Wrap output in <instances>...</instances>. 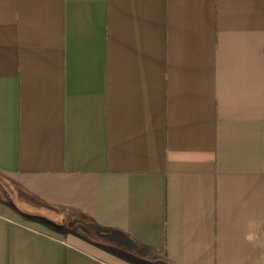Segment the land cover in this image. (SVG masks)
Wrapping results in <instances>:
<instances>
[{
	"label": "crops",
	"instance_id": "1",
	"mask_svg": "<svg viewBox=\"0 0 264 264\" xmlns=\"http://www.w3.org/2000/svg\"><path fill=\"white\" fill-rule=\"evenodd\" d=\"M0 264H264V0H0Z\"/></svg>",
	"mask_w": 264,
	"mask_h": 264
},
{
	"label": "rangeland",
	"instance_id": "2",
	"mask_svg": "<svg viewBox=\"0 0 264 264\" xmlns=\"http://www.w3.org/2000/svg\"><path fill=\"white\" fill-rule=\"evenodd\" d=\"M0 198H1V193H0Z\"/></svg>",
	"mask_w": 264,
	"mask_h": 264
}]
</instances>
